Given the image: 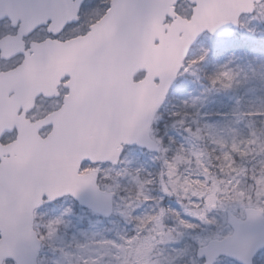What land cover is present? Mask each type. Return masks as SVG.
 Listing matches in <instances>:
<instances>
[{
	"label": "rangeland",
	"instance_id": "1",
	"mask_svg": "<svg viewBox=\"0 0 264 264\" xmlns=\"http://www.w3.org/2000/svg\"><path fill=\"white\" fill-rule=\"evenodd\" d=\"M103 9L102 0L83 7L75 33L85 32ZM248 38L249 51L264 58V2L242 18L235 38L222 42L239 53L228 52L206 78L216 82L223 71L219 97L195 76V62L210 48L204 36L183 66L165 116L157 114L163 127L151 135L159 153L129 149L119 166L95 168L101 188L114 195L110 218L93 216L69 198L40 205L34 222L43 244L39 264H198L197 246L231 232L226 210L264 212V66L254 55L244 72ZM167 118L175 120L167 124ZM206 147L219 158L212 161ZM91 169L84 164L81 171Z\"/></svg>",
	"mask_w": 264,
	"mask_h": 264
},
{
	"label": "water",
	"instance_id": "2",
	"mask_svg": "<svg viewBox=\"0 0 264 264\" xmlns=\"http://www.w3.org/2000/svg\"><path fill=\"white\" fill-rule=\"evenodd\" d=\"M59 1L66 0H34L36 6L22 10L18 7L21 0H0V19L41 17L42 13L56 18L65 9ZM177 1L113 0L109 17L70 44L71 71L74 67L81 83L71 98L76 109L67 107L65 114L73 117L72 124L59 126L54 137L40 143L22 133L13 145L19 148L12 159L3 158L13 153L12 146L0 145V264L4 259L37 264L41 242L32 227L33 210L44 197L70 195L83 207L109 216L111 193L96 185L97 173H78L81 162L116 164L123 144L157 151V143L149 136L151 121L191 45L205 31L231 37L230 28L238 25L239 15L253 11V2L190 0L196 6L188 21L175 13ZM82 2L76 0L70 6L72 17ZM166 16L173 19L170 26L163 25ZM7 40L0 41V48L5 49ZM141 70L146 71V78L133 83V76ZM74 188H80V197L71 194ZM227 221L233 229L230 235L197 249L196 256L204 264H213L222 253L249 264L251 248L264 244L262 210L247 208L244 219L227 212Z\"/></svg>",
	"mask_w": 264,
	"mask_h": 264
},
{
	"label": "flooded vegetation",
	"instance_id": "3",
	"mask_svg": "<svg viewBox=\"0 0 264 264\" xmlns=\"http://www.w3.org/2000/svg\"><path fill=\"white\" fill-rule=\"evenodd\" d=\"M109 3L110 0H102V5H104L105 10L102 12V15L104 13L107 12L108 7H109ZM3 25L4 27L2 28V30H0V38H2L5 35H10V34H16V29L12 28L11 24L4 20L3 21ZM75 23L73 24V26L71 28H68L64 31H60L58 32L59 35L57 36H52V39H55L57 41H66L68 39H70L71 37L75 36ZM43 29V30H42ZM41 30V32L44 33V37L43 39L49 37V35L47 34V27H41L37 30H35L32 35H30L29 37H27V39H24V45L26 46V48L28 47L29 43L32 41L36 40L37 37V33ZM20 57H14L13 59H9V60H2L0 59V64L5 63L7 68H12L15 67L16 65H18L19 61H20ZM3 69L0 67V70ZM35 76H28V79H33ZM31 85V84H30ZM42 88H45V92L49 95V97H44V96H38L35 95L34 93V104L31 108L28 109V105L27 103L31 100V97H25V99L23 100V105L20 104L19 100L14 99L13 103L9 106L10 109H15L18 107H21L20 109H17V115L21 116L23 113V110L25 111L24 114V120L27 123H36L38 120H40L41 118H43L45 115H47L50 112L56 111L62 104V101L64 99V97L68 94L70 87L74 85L71 76L67 75V76H63L61 79L58 77L52 78L51 80H49L48 82L41 83ZM12 88H15V85L10 84L9 85ZM28 88V87H27ZM22 88L19 90V92H22ZM13 92L10 91L9 96H12ZM28 109V110H27ZM23 119V117H22ZM23 120V121H24ZM50 127H42L41 129H39L38 133L43 136L45 133H47L49 131ZM16 130H12L10 132H6L1 141L6 144V143H10L13 140H15L16 138Z\"/></svg>",
	"mask_w": 264,
	"mask_h": 264
},
{
	"label": "trees",
	"instance_id": "4",
	"mask_svg": "<svg viewBox=\"0 0 264 264\" xmlns=\"http://www.w3.org/2000/svg\"><path fill=\"white\" fill-rule=\"evenodd\" d=\"M247 40H248V44H246L247 50H246L245 54L251 55V56H249L247 61H246V64L244 67V72H246V68H247V65L249 63L248 62L249 59L254 57V55L256 54V53L253 54V52L249 51V49H250L249 45H250L251 39L248 38ZM228 52H230V53L232 52V54L239 53V51L237 49L235 50L234 47H232V49H231V48L225 47V45H218V46L209 48L207 50V53L203 56V58L201 60L195 62V64H194L195 65V72H196L195 76H196V78L199 80V82L201 84H203L204 89H206L209 92V95L212 97L215 95H217L219 97L222 93V89L219 88L218 85L220 83L219 79L222 76L223 71H221V73L219 75L220 77L216 82H208V81H206V78H213L214 77V74L218 71L219 67H221L223 65V63L226 62L227 57L229 56ZM254 67H255L257 73L262 72L261 69L259 68L257 62H255ZM217 91H218V94H216ZM185 115H190V113L185 114ZM176 119L178 120V119H180V117H177ZM172 120L174 121L175 119H168L167 118V121H168L167 124H171ZM162 126H163L162 124L160 126H157V128H158L157 132H159L160 127H162ZM263 130H264V128H263ZM206 148L208 150L207 153L210 156L212 161L216 157H217L216 159L219 158V154L216 150H213L209 147H206Z\"/></svg>",
	"mask_w": 264,
	"mask_h": 264
},
{
	"label": "snow or ice",
	"instance_id": "5",
	"mask_svg": "<svg viewBox=\"0 0 264 264\" xmlns=\"http://www.w3.org/2000/svg\"><path fill=\"white\" fill-rule=\"evenodd\" d=\"M36 6L34 4V0H21V3L18 5V7L22 10H25V9H28L30 7H34ZM83 3L77 8V15L75 17L74 20H68L65 22V24L63 25L61 31H64L68 28H71L73 26V24L75 23V21H78L79 20V12H80V9L83 7ZM49 24H50V20L49 19H45L43 21V26L47 27L48 28V31H49V36L52 37V36H57L59 35V33H54L52 31V29L49 27ZM4 27L3 25V21L0 20V29H2ZM18 26L17 25H13V28L16 29ZM35 29H33L34 31ZM31 33H26L24 35V39L26 40L27 39V36L30 35ZM226 75V74H225ZM87 163V162H85ZM71 194L73 196H77V197H80L81 195V190L80 188H74L72 189L71 191ZM97 195H100L99 193H97ZM53 199H55V197H52ZM189 227H191V225H189ZM221 259L218 261V264H240V261L237 260L235 257H230V256H226L224 255L223 253L221 254ZM257 261H259V264H264V244H260V245H257V246H253L251 248V251H250V256H249V264H257Z\"/></svg>",
	"mask_w": 264,
	"mask_h": 264
}]
</instances>
